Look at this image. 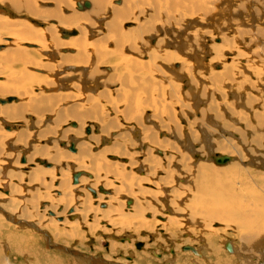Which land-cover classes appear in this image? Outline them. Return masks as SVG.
Wrapping results in <instances>:
<instances>
[{"label":"bare ground","instance_id":"6f19581e","mask_svg":"<svg viewBox=\"0 0 264 264\" xmlns=\"http://www.w3.org/2000/svg\"><path fill=\"white\" fill-rule=\"evenodd\" d=\"M9 98L0 253L264 264V0H0Z\"/></svg>","mask_w":264,"mask_h":264},{"label":"rangeland","instance_id":"374dc122","mask_svg":"<svg viewBox=\"0 0 264 264\" xmlns=\"http://www.w3.org/2000/svg\"><path fill=\"white\" fill-rule=\"evenodd\" d=\"M158 219V218H157ZM100 239V238H99ZM150 242L148 243V244H150L151 245V243L153 242L152 240H149ZM58 242V241H57ZM104 242V241H103ZM103 242L101 241V240H98V243H97V246L100 248V246L103 244ZM101 243V244H100ZM39 245V247L37 248L39 251H42V250H44V249H46V246H44L42 243H38ZM63 244H66V242H63ZM42 246H44V249H42ZM48 248V247H47ZM80 249L82 250V251H84V252H87V253H89V254H107L108 253V255L110 254L109 253V250H98V251H92L91 249H88V248H85V247H81L80 246ZM58 253V252H57ZM1 254L3 255V258H5V259H7V262H8V264H27L28 262H27V259L26 258H24L23 259V257H21L20 255H18V253L16 254V252L15 253H12V252H10V254H5V251H3V253H0V256H1ZM66 255V254H65ZM56 257L57 256H59V258L61 257L62 259H65V260H68V259H70V258H68V257H65V256H61V254H59L58 253V255L56 254L55 255ZM55 256H53V257H55ZM69 256V255H68ZM227 256V255H226ZM69 257H72V256H69ZM74 259V258H73ZM118 259L119 258H117V257H114L113 256V259H111L112 261H114V262H116L117 263V261H118ZM43 264H45V262H42ZM78 263V262H77ZM78 264H80V263H78Z\"/></svg>","mask_w":264,"mask_h":264},{"label":"water","instance_id":"95a60500","mask_svg":"<svg viewBox=\"0 0 264 264\" xmlns=\"http://www.w3.org/2000/svg\"><path fill=\"white\" fill-rule=\"evenodd\" d=\"M12 101V98H9L7 101H4V100H0L1 103H5V102H11ZM71 151H75V148H74V145L71 146L70 148ZM227 160H229V158L227 156H223V157H220V158H216L215 159V162L217 164H223L225 163ZM23 162H25V159L22 160ZM44 164L48 167H50L49 164L45 163ZM80 176V173L76 174L75 177H74V181L77 182L78 181V177ZM227 249L228 250H231V246H228L227 245Z\"/></svg>","mask_w":264,"mask_h":264},{"label":"flooded vegetation","instance_id":"af4514ba","mask_svg":"<svg viewBox=\"0 0 264 264\" xmlns=\"http://www.w3.org/2000/svg\"><path fill=\"white\" fill-rule=\"evenodd\" d=\"M136 246H137V248H141L142 247V243L141 244L140 243H137ZM183 248H184L183 251H191V252H194V250H195V248L194 247L192 248V246H184ZM158 255H159L158 258H161L162 257V254H158ZM165 264H173V263L168 262V263H165Z\"/></svg>","mask_w":264,"mask_h":264}]
</instances>
